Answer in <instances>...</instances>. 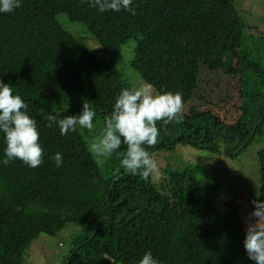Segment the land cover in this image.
<instances>
[{"label":"trees","instance_id":"1","mask_svg":"<svg viewBox=\"0 0 264 264\" xmlns=\"http://www.w3.org/2000/svg\"><path fill=\"white\" fill-rule=\"evenodd\" d=\"M226 1L236 8L241 3ZM187 5L196 10L197 0H133V15L123 9L102 13L88 0H22L13 12L0 13V79L29 105L44 152L35 169L20 160L0 163V264H24L31 239L40 232L55 235L68 223L81 226L82 233L65 264H138L147 251L159 264H255L244 248L243 222L228 220L221 210L217 193L223 187L201 176L196 165L173 162L168 152L190 145L234 155L264 140V32L253 31L246 12L237 46L207 27L214 64L236 80L230 86L235 98L228 99V118L200 110L190 106L200 54ZM63 13L85 25L105 52L65 28L58 18ZM131 39L137 41L131 65L141 79L157 93L183 95V121L157 125L159 150L168 154L158 181L124 172L126 145L97 163L88 151L92 133L78 128L62 136L57 125L46 126L48 114L79 115L89 101L100 120L95 134L104 127L121 90L134 87L118 66L120 49ZM5 147L0 132V161ZM57 152L63 156L60 167L52 159ZM259 158L257 200L264 201V146ZM24 221L37 226L29 239L16 227Z\"/></svg>","mask_w":264,"mask_h":264},{"label":"rangeland","instance_id":"2","mask_svg":"<svg viewBox=\"0 0 264 264\" xmlns=\"http://www.w3.org/2000/svg\"><path fill=\"white\" fill-rule=\"evenodd\" d=\"M197 9L192 10L188 5L186 9L190 15L195 42L200 54L199 75L197 78L196 94L190 103L200 110L212 111L214 114L229 116L228 99L235 98L230 93V86L236 80L223 73L213 62V44L209 40L207 27L211 28L213 35L228 45H238L240 38L239 19L246 12L249 24L253 31L264 32V22L260 18L264 16V0H241L239 7H234L226 0L204 1L197 0ZM65 28L83 40L87 46L99 53H104L102 46L95 40L85 25L69 20L67 14L58 16ZM136 40L131 39L124 44L119 52L118 66L122 73L128 77L134 87L148 85L140 74L133 68L131 61L134 56ZM236 86V83L235 85ZM154 90V88H153ZM155 91V90H154ZM156 92V91H155ZM234 100H232L233 102ZM189 104L187 105V110ZM228 118V117H227ZM230 120V119H229ZM232 120V119H231ZM96 128L89 132L83 129L87 135L100 127L99 117H95ZM257 138L248 146L234 155L213 153L204 149L193 148L190 145H178L172 153L168 152L173 162L192 163L199 167V173L211 183L220 184L221 189L217 195L221 201L222 212L225 218L233 220L240 218L247 229L248 217L254 211L253 200H257L262 175L259 150L264 146V140ZM240 141L233 148H238ZM246 143L243 145V147ZM151 153L156 154L159 169L154 178L156 181L164 178L163 167L166 165V155L159 150V144L151 147ZM167 152V151H165ZM161 153V154H160ZM165 156V158H164ZM206 167L210 174L204 171ZM21 235L29 239L37 226L34 222H19ZM82 233V227L68 223L60 232L49 235L40 232L37 237L31 239V244L23 258L24 264H65L69 252L74 245L77 236ZM14 261V262H13ZM12 264H18L13 260Z\"/></svg>","mask_w":264,"mask_h":264},{"label":"clouds","instance_id":"3","mask_svg":"<svg viewBox=\"0 0 264 264\" xmlns=\"http://www.w3.org/2000/svg\"><path fill=\"white\" fill-rule=\"evenodd\" d=\"M100 12L122 9L135 15L133 0H88ZM22 0H0V13H11L21 7ZM29 105L14 87L0 79V132L4 134L5 158L0 161L7 166L20 160L30 168L44 162L43 147L37 121L28 113ZM96 111L89 101H84L79 115L60 117L48 114L47 127L57 125L62 136L79 129L92 132L96 128ZM184 119V103L181 92H155L152 85L125 88L116 97L110 115L104 118V127L96 132L88 151L97 163L110 159L121 145L126 152L120 159V167L128 174L148 178L158 172L159 164L147 147L158 143V122L181 123ZM147 146V147H146ZM52 159L57 167L62 166L63 156L57 152ZM254 211L248 217L244 248L255 264H264V201L253 200ZM138 264H159L151 251L143 254Z\"/></svg>","mask_w":264,"mask_h":264},{"label":"water","instance_id":"4","mask_svg":"<svg viewBox=\"0 0 264 264\" xmlns=\"http://www.w3.org/2000/svg\"><path fill=\"white\" fill-rule=\"evenodd\" d=\"M240 141V140H239Z\"/></svg>","mask_w":264,"mask_h":264}]
</instances>
